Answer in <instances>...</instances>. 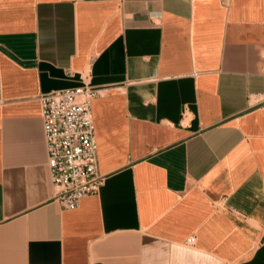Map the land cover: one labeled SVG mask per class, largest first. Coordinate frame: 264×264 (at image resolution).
<instances>
[{"label": "crops", "instance_id": "1", "mask_svg": "<svg viewBox=\"0 0 264 264\" xmlns=\"http://www.w3.org/2000/svg\"><path fill=\"white\" fill-rule=\"evenodd\" d=\"M81 84L67 209L39 95ZM0 264H264V0H0Z\"/></svg>", "mask_w": 264, "mask_h": 264}, {"label": "built area", "instance_id": "2", "mask_svg": "<svg viewBox=\"0 0 264 264\" xmlns=\"http://www.w3.org/2000/svg\"><path fill=\"white\" fill-rule=\"evenodd\" d=\"M98 93L97 87L81 84L39 95L50 180L67 209L96 194L103 182L91 108Z\"/></svg>", "mask_w": 264, "mask_h": 264}]
</instances>
